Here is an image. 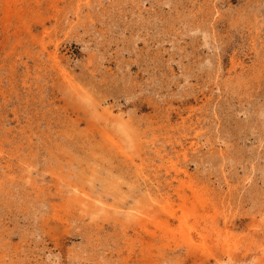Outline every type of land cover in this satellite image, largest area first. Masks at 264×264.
I'll use <instances>...</instances> for the list:
<instances>
[{"label": "rangeland", "instance_id": "374dc122", "mask_svg": "<svg viewBox=\"0 0 264 264\" xmlns=\"http://www.w3.org/2000/svg\"><path fill=\"white\" fill-rule=\"evenodd\" d=\"M0 264H264V0H0Z\"/></svg>", "mask_w": 264, "mask_h": 264}, {"label": "bare ground", "instance_id": "6f19581e", "mask_svg": "<svg viewBox=\"0 0 264 264\" xmlns=\"http://www.w3.org/2000/svg\"><path fill=\"white\" fill-rule=\"evenodd\" d=\"M64 74H65V72H64ZM179 206H180V205H179ZM173 208H174V207H173ZM183 212H184V211H183ZM183 212H182V213H183ZM190 212H191V211H190ZM186 213H187V212H186ZM186 216H187V215H186ZM184 219H185V217H184ZM186 222H187V221H186ZM179 226H180V225H179ZM179 228H180V227H179ZM188 229H189V228H188ZM188 233H189V232H188Z\"/></svg>", "mask_w": 264, "mask_h": 264}]
</instances>
